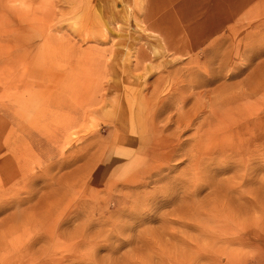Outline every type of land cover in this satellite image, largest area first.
Wrapping results in <instances>:
<instances>
[{"label":"rangeland","instance_id":"obj_1","mask_svg":"<svg viewBox=\"0 0 264 264\" xmlns=\"http://www.w3.org/2000/svg\"><path fill=\"white\" fill-rule=\"evenodd\" d=\"M0 264H264V0H0Z\"/></svg>","mask_w":264,"mask_h":264}]
</instances>
